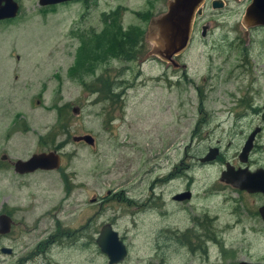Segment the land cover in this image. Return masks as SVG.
Masks as SVG:
<instances>
[{
    "label": "rangeland",
    "instance_id": "374dc122",
    "mask_svg": "<svg viewBox=\"0 0 264 264\" xmlns=\"http://www.w3.org/2000/svg\"><path fill=\"white\" fill-rule=\"evenodd\" d=\"M16 1L17 16L0 20V155L26 158L62 140V182L58 172L17 177L0 160V208L25 213L29 220L31 213L62 208V248L33 256L49 257L48 264H107L95 239L108 222L128 250L116 264H198L204 253L191 252L175 238L194 222L206 229L197 227L193 235L223 240L226 255L264 258V234L257 243L253 233L234 226L237 219L245 226L244 216L228 214L258 198L220 181L225 161L245 167L238 154L247 134L255 125L264 127V26L242 23L251 0H222L224 6L216 9L211 0L203 3L192 41L176 59L184 68L158 59L161 43L148 27L149 17L162 14L169 0H92L88 12L80 2ZM111 8L120 12L123 31L137 25L152 33L139 40L133 60L108 55L110 35L101 34L113 21L101 19ZM205 22L209 27L202 37ZM105 35L107 56L79 64L85 42L94 46V38ZM104 83L105 95L114 100L102 99ZM81 134H91L94 145L72 139ZM257 143L246 163L251 171L264 167V129ZM210 147L218 155L200 162ZM173 166V179L163 181ZM177 190H190L191 198L175 203L170 195ZM160 194L164 202L152 214L145 200ZM93 197L104 199L92 203ZM39 235L0 238V247L15 248L13 257L28 256ZM220 245L209 239L210 262L221 255Z\"/></svg>",
    "mask_w": 264,
    "mask_h": 264
},
{
    "label": "flooded vegetation",
    "instance_id": "af4514ba",
    "mask_svg": "<svg viewBox=\"0 0 264 264\" xmlns=\"http://www.w3.org/2000/svg\"><path fill=\"white\" fill-rule=\"evenodd\" d=\"M73 2H80L83 6V9H85L86 12L89 11L90 9V4L92 2V0H72V1H65V2H61L58 4H68V3H73ZM206 2V0L204 1V3ZM209 2V1H208ZM212 0L210 1V5H211ZM56 5V4H53ZM203 5V4H202ZM224 6V5H223ZM222 6V7H223ZM203 9V6H202ZM113 8H111L109 11L107 12H103V13H113ZM202 13V12H201ZM198 15V14H196ZM196 15L194 17V20L192 22V30L194 27V22H195V18ZM153 17H149L148 20V26H149V22ZM12 19V18H9ZM9 19H3V20H9ZM102 23H109L111 22V17H106V19H101ZM146 20V19H145ZM139 25V24H138ZM205 27V35L207 32V29L209 27V23L205 22L204 24L201 25V32H202V27ZM137 29L140 31L139 34H136V32H133L131 35L134 37V40H146L149 39L148 35H151L152 33L150 32H144L142 30V28L140 26H137ZM129 27H127L126 29H128ZM204 35V36H205ZM202 36V37H204ZM192 41V31H191V36H190V41H189V45ZM188 45V46H189ZM183 52V51H182ZM180 52L179 54L174 56V61L175 63L173 64L172 62H169L167 60L166 63H169L172 67H185V64H180L176 59L179 57V55L182 53ZM156 55V54H155ZM158 57L159 60H162V57L159 55H156ZM114 100V97H110V94H107V96L102 97V99H109ZM258 111V110H256ZM60 118H59V133L62 136V108L60 110ZM256 114H259V111L256 112ZM262 120L264 121L263 118V114L261 115ZM257 127H260L261 130L257 133L255 140H254V148L252 149L251 153L253 152V150L256 148V146H258L259 144L257 143L258 138H260L264 127L263 126H259V125H255L254 128L252 129V131L247 134V137H249V135L253 132V130ZM246 137V138H247ZM246 140V139H245ZM241 150V149H240ZM51 153L53 155H57L59 158V165L57 168H52V169H43V168H38L35 169L33 171H27V172H23L20 173L18 171L15 170V166L14 163L16 162V160L20 159V160H26L28 159L32 154L35 153ZM250 153V154H251ZM30 156L26 157V158H11L10 156H8L5 152H3L0 155V160L2 161V164H8L9 168H12L13 171L15 172V175L17 177H28L31 175H34L36 173H40V172H58L59 173V180L62 182V140L61 142L54 146L53 148H36L31 154ZM240 161V160H239ZM250 161V156H249V160H247L246 162H241L242 164H244V166L249 169V165H246L247 162ZM205 163V162H203ZM225 164L227 163L226 161L224 162ZM229 163V162H228ZM230 164V163H229ZM233 164V163H232ZM231 164V165H232ZM232 166H234L235 169L239 168L240 165L238 164H233ZM264 168L263 166H259L258 168ZM240 168H244V167H240ZM256 168V169H258ZM175 169L176 166H173L172 170L169 172V174L164 177L162 180L163 181H169L173 179V174L175 173ZM251 169V168H250ZM249 169V170H250ZM223 170V169H222ZM221 170V171H222ZM254 170V169H252ZM251 171V170H250ZM255 171V170H254ZM160 180V179H159ZM221 183L224 185L225 188H228L230 190H232L233 192H239L240 194L249 196V197H256L258 199L255 198H251V202H250V207H247L239 210L237 208L235 209H231V211L228 212V214L230 216H237V217H241L244 216V219L246 221V225L244 226L242 220L237 219L234 222V226H236L237 224L242 225V230L243 232H251L254 234V238L258 243V237L259 235L262 233L264 234V212H262L261 207L264 206V194L258 191L255 192H251L249 190H245V189H239L237 187H235L234 185L230 184L229 182L225 181V180H221ZM189 191L190 190H177L175 192H173L170 195V198L172 199V201H174L175 203H183L188 201L191 198V192H190V196L188 198H179L177 197L179 194H183L184 192ZM154 195V194H153ZM93 199V201H92ZM90 202H102L104 198H100V197H93ZM147 203L146 205L151 208V212L152 214H154V210L156 208H158L160 206V204H162V202H164L162 194L158 195V196H152L151 198H146ZM99 203V204H100ZM57 205L54 209L51 208H47L45 211L40 212L39 214H35V213H31V217L32 220H29V218H27V216L25 215V213L22 214H18L16 216L15 212H11L9 210H6L3 206H1L0 208V214H6L10 217L11 219V225L9 230L6 233H0V238H6L11 236L13 240H18L20 237H23L26 233H31V232H39L41 236L38 241L36 243H34L31 246V249L27 252L28 256H17V257H13V255L17 252L15 250V248L12 247H8V246H1L0 247V252L4 255H7L8 257L5 258L4 256L0 257V264H25L27 262H29L30 264H45V263H49V257H41V261H38L33 255L37 254V253H44V252H50V248L52 246H56V247H61L62 248V218L60 213H58L59 211H62V208H60V206L58 207V211H56ZM17 211V210H16ZM20 211V210H19ZM162 215V212L160 213ZM158 215V214H157ZM182 220H184L183 222H186L187 218L185 214H181ZM196 218V217H194ZM108 223V222H107ZM111 224V223H110ZM191 227L189 226H184L183 230H182V235H180L179 237L176 235L175 233V238H176V243H180L183 246H186L187 248L190 249L191 252H194L195 249L200 250L201 252L204 253L205 257H200L199 259V263L198 264H241V263H245V264H264V258H260L259 259H251V258H243V257H233L230 255H226V251L223 250L224 247H226V244L223 240L217 241L213 236L209 234H205L203 233L202 235L199 236H194L192 233V230L196 233H198V229L197 227H201V228H205L206 226H203L202 224H195L194 222H191ZM112 226V224H111ZM113 228V227H112ZM114 229V228H113ZM42 233H46L45 235H42ZM120 237V236H119ZM194 238L197 239L196 242H194ZM212 238L213 240H215L216 242L220 243L221 245L218 247L219 249H222V253L220 256L216 257V261L215 262H210V258H208V252H209V248L207 247V243L209 241V239ZM200 239H203L204 241H200ZM247 240V239H244ZM247 245H251L254 246L255 243H253L250 240H247ZM157 245H160V243L157 242ZM29 245L25 246V248H28ZM2 249H9V251H2ZM127 249V248H126ZM127 254H128V250H127Z\"/></svg>",
    "mask_w": 264,
    "mask_h": 264
},
{
    "label": "water",
    "instance_id": "95a60500",
    "mask_svg": "<svg viewBox=\"0 0 264 264\" xmlns=\"http://www.w3.org/2000/svg\"><path fill=\"white\" fill-rule=\"evenodd\" d=\"M72 0H38L41 6L58 4ZM205 0H169L166 10L159 16L153 17L149 22V30L158 36L161 47L156 48V53L165 60L175 63L174 56L184 51L190 41L192 22L196 14L202 12V4ZM224 5L222 0H212L211 7L221 8ZM20 5L16 0H0V20L14 18L19 13ZM242 23L246 28L264 26V0H251L246 5L242 16ZM205 25L202 27L201 36L205 35ZM76 111V109H74ZM264 118V112H263ZM261 130L257 127L244 141L238 154L241 162L249 160L250 153L254 148V140ZM74 141H83L88 145H94V137L91 134H81L73 136ZM218 149L208 148L204 156L200 157V162H209L216 158ZM59 165V158L51 153H35L26 160H16L15 170L23 173L33 171L38 168L52 169ZM220 179L229 182L239 189L251 192H261L264 194V168L250 171L246 167L235 169L228 162L220 172ZM190 192L179 194V198H188ZM93 201V199H92ZM264 212V206L261 207ZM11 225V219L6 214H0V233H6ZM100 251L107 256V264H116L127 255V249L119 237L118 232L112 228L110 223H104L95 239ZM9 251V249H2ZM245 264V263H241Z\"/></svg>",
    "mask_w": 264,
    "mask_h": 264
},
{
    "label": "trees",
    "instance_id": "16d2710c",
    "mask_svg": "<svg viewBox=\"0 0 264 264\" xmlns=\"http://www.w3.org/2000/svg\"><path fill=\"white\" fill-rule=\"evenodd\" d=\"M117 8L119 9L120 7ZM118 9L113 10V13L102 14L103 19H106V17H111V21H113V23L111 24L112 27L110 29H106V32L104 31L101 36H104V33H108L110 35L111 45L109 49H111V53L108 54L110 57H116L118 59L124 60H133L138 52V48L136 45L138 44L139 40H134V37L131 34L133 32L139 34L140 31L136 26L125 29V31H123L121 25L119 24L120 12H118ZM105 28H108V26ZM118 35L119 38H117ZM94 39V46H92V41L88 40L82 46L81 51L77 53V61L79 64L84 65L86 62L85 59H93V61H95L101 60L107 56L105 54L107 45L106 35L104 38L98 37ZM81 58H83L84 60L82 61ZM106 93L107 85L105 84L103 95L107 96L105 95Z\"/></svg>",
    "mask_w": 264,
    "mask_h": 264
}]
</instances>
